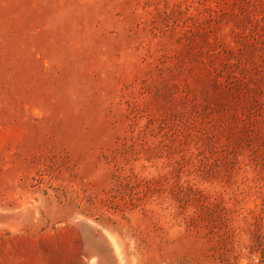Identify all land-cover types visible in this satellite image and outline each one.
<instances>
[{"label":"rangeland","instance_id":"374dc122","mask_svg":"<svg viewBox=\"0 0 264 264\" xmlns=\"http://www.w3.org/2000/svg\"><path fill=\"white\" fill-rule=\"evenodd\" d=\"M0 213V264H264V0H0Z\"/></svg>","mask_w":264,"mask_h":264},{"label":"water","instance_id":"95a60500","mask_svg":"<svg viewBox=\"0 0 264 264\" xmlns=\"http://www.w3.org/2000/svg\"><path fill=\"white\" fill-rule=\"evenodd\" d=\"M4 216H6V213H0V219L4 218ZM76 224H77L79 231L81 230L80 228H83L88 233L86 237L80 233L81 238H82L83 250L85 247L84 245L85 243L83 242V240L86 239V247L89 248L93 252L92 254L106 255V256L109 254V251H108L109 249L107 247V244L105 243V239L100 232H97L95 228L88 222L79 220L76 222Z\"/></svg>","mask_w":264,"mask_h":264},{"label":"bare ground","instance_id":"6f19581e","mask_svg":"<svg viewBox=\"0 0 264 264\" xmlns=\"http://www.w3.org/2000/svg\"><path fill=\"white\" fill-rule=\"evenodd\" d=\"M11 214V213H10ZM9 215H6V216H4V218H2V219H8L9 217H8ZM12 217H14V216H12ZM11 217V218H12ZM10 219V218H9ZM85 233V232H84ZM83 233V235L85 236V234H88V233H85L84 234ZM85 240V239H84ZM106 244H107V247H108V251H109V256L112 258L113 257V260H114V263L115 264H123V260H122V257H121V253H120V251H119V247H118V245L116 244L115 245V243L112 241V239L111 238H107L106 239ZM85 250H87V253H88V255L91 253L92 254V251L90 250V249H85ZM86 253V254H87ZM107 255V256H108ZM112 255V256H111ZM90 257H89V262H90V264H104L101 260H100V258L99 257H92V255H89ZM94 256V255H93ZM107 258V257H106Z\"/></svg>","mask_w":264,"mask_h":264}]
</instances>
